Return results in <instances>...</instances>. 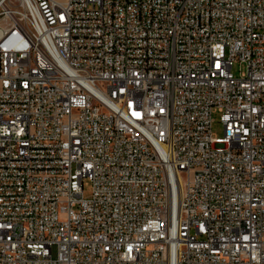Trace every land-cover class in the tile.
<instances>
[{"label":"built area","instance_id":"obj_1","mask_svg":"<svg viewBox=\"0 0 264 264\" xmlns=\"http://www.w3.org/2000/svg\"><path fill=\"white\" fill-rule=\"evenodd\" d=\"M0 264H264V0H0Z\"/></svg>","mask_w":264,"mask_h":264},{"label":"rangeland","instance_id":"obj_2","mask_svg":"<svg viewBox=\"0 0 264 264\" xmlns=\"http://www.w3.org/2000/svg\"><path fill=\"white\" fill-rule=\"evenodd\" d=\"M243 69L241 70V73H243ZM232 73L234 75H237L238 74V66L237 65H234V67L232 68ZM212 119H213V122H212V132L216 135V136H221L222 134V127L221 125L218 123V115L217 114H213L212 115ZM84 185V195L87 196L89 194V183L87 181H85L83 183Z\"/></svg>","mask_w":264,"mask_h":264}]
</instances>
